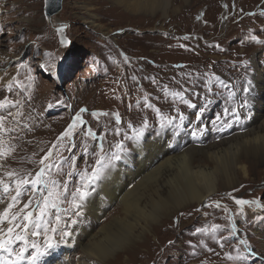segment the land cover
I'll use <instances>...</instances> for the list:
<instances>
[{
	"label": "rangeland",
	"instance_id": "rangeland-1",
	"mask_svg": "<svg viewBox=\"0 0 264 264\" xmlns=\"http://www.w3.org/2000/svg\"><path fill=\"white\" fill-rule=\"evenodd\" d=\"M81 1L87 0H62L61 9L46 17L44 0H37L35 9L32 0H0V100L7 96L20 101L18 107L0 109V115H7L9 111L23 113L15 119L8 117L5 122V127L15 130L2 136L4 151L11 150V155L6 153L8 156L0 159L3 164L0 175L7 171L27 170L33 174L38 171L39 159L82 108L87 109L81 113L83 120L100 135L99 139L86 136L85 123L78 124L74 135L66 138L59 148L63 157H76L79 174L91 171L95 162L93 152L101 137L106 153L128 155L122 161L119 159L122 163L112 161L105 175L126 164L127 158L136 156L132 148L149 138L160 137L162 147L169 144L181 148L208 146L249 128L253 107L260 99L256 88L264 91V43H261L264 41V0H216L211 4L204 3L207 0L177 1L169 4L165 13L162 10L129 12L111 0L89 2L88 10H82L79 9ZM91 14L93 23L89 22ZM61 25H66L62 33L57 31ZM255 76L261 79L258 86ZM13 77L20 84L13 81L9 90L8 81ZM249 86L250 92H244L243 88ZM249 98L253 106L249 104L248 108L240 109L239 105ZM183 100L196 104L197 108L188 107ZM146 103L155 107H145ZM200 106H205L206 111L196 120L193 114ZM225 108L238 109L240 127L233 124L231 112L226 121L213 125L216 115ZM93 112L109 115L97 119L92 116ZM115 113L121 118L119 124ZM180 113L186 117L191 115V122H202L192 123L196 135L191 131V137L184 130L175 141L176 134L169 129L171 125H164L167 118L175 117L174 127L179 130ZM201 125L202 135L195 139ZM136 132L140 133L138 138H134ZM117 144L123 145V152ZM196 158L206 159L200 153ZM69 171L68 164L64 163L60 176H56V169L52 174L60 182L67 180L71 191L83 181L80 175L69 178ZM101 179L91 187L90 194L97 192ZM234 198H255L264 203V167L255 169L247 178L239 176L229 187L219 184L204 201L178 207L170 216L162 215L149 225V231L140 222L133 227L130 241L106 254L103 260L87 256L86 261L93 264H264L243 252L238 238L229 236L233 231L240 239L245 238L251 252L259 253L264 259V209L249 211L246 206L240 214ZM26 200L27 196L22 198V202ZM104 200L98 219L88 213L87 198L80 209L64 203L62 208L68 210L60 212L57 227L69 235L60 241L54 253L42 257L38 264L84 261L83 248L75 243L84 240V230L96 233L102 225L112 223L114 217L124 218L120 203ZM217 201L220 208L215 207ZM5 206L6 202L0 204L2 209ZM225 207L229 209L227 213ZM76 211L80 212L79 216L74 215ZM48 219L55 225L54 215ZM213 224L221 228L214 233L196 231ZM59 235L58 232L57 240ZM218 241L224 243L223 248ZM224 253H230L233 258Z\"/></svg>",
	"mask_w": 264,
	"mask_h": 264
},
{
	"label": "bare ground",
	"instance_id": "bare-ground-1",
	"mask_svg": "<svg viewBox=\"0 0 264 264\" xmlns=\"http://www.w3.org/2000/svg\"><path fill=\"white\" fill-rule=\"evenodd\" d=\"M95 1L99 0L81 1L82 5L78 4L79 9L88 10L87 3ZM111 1L129 12L143 10L153 13L162 10L165 13L172 2L185 3L189 0ZM203 1L205 0L190 2ZM213 1L216 0H207L204 3L211 4ZM32 6L35 9L37 0H32ZM89 16L91 17L89 22L93 23L94 16L92 14ZM254 81L258 86L261 79L255 76ZM256 91L260 99H257L258 102L253 107V117L244 133L208 146L181 148L169 144L168 147H162L160 137L149 138L135 144L132 149L136 156L127 158L123 166L109 170L98 184L97 192L90 194L86 201L87 211L95 219L99 218L104 198L120 203L124 218L114 217L112 223L102 225L96 233L85 229L82 234L85 241H75L83 248L85 254L84 261L78 264H93L86 261L87 256L102 259L118 246L121 247L125 241H130L133 227L140 222L143 223L144 229L148 228L149 231V225L157 222L162 215H169L174 209L185 204L204 201L209 194L217 190L219 184L229 187L239 179V176L244 175L247 178L255 169L264 167V91L259 87ZM197 153L205 155L209 161L196 158ZM137 179L139 180L135 182ZM114 227L115 229H112ZM69 258L66 260L69 261Z\"/></svg>",
	"mask_w": 264,
	"mask_h": 264
},
{
	"label": "snow or ice",
	"instance_id": "snow-or-ice-1",
	"mask_svg": "<svg viewBox=\"0 0 264 264\" xmlns=\"http://www.w3.org/2000/svg\"><path fill=\"white\" fill-rule=\"evenodd\" d=\"M48 3L49 0H45V4ZM262 15H264V13H262ZM64 27H66V25H61L57 31L62 33ZM0 31H2V29H0ZM252 39H255V37H252ZM61 43H64L63 39ZM261 43H264V41ZM125 60H127V57H125ZM245 67H248L247 62H245ZM13 81H15L16 84H20V81L13 77L12 80L8 81L7 86L9 90L12 88ZM250 90V86L243 88V91L246 93L250 92ZM174 95L180 96L181 98L183 96L182 93H174ZM205 99L207 100L206 97ZM183 103L190 108H197L196 104L190 103L188 100H183ZM19 105V100L13 101L7 96L0 100V109L18 107ZM248 105L249 101L245 99L239 105V108L246 109ZM49 107H51V105H49ZM145 107L154 108L155 106L146 103ZM85 111H87V109L82 108L75 114L71 123L60 133L52 147L39 159L37 162L39 164L38 171L34 174L27 170L23 173L7 171L4 172L3 175H0V204L6 202V206L0 210V264H23L25 261H27V264H38L42 257L54 253L59 247L60 241H62L65 236L69 235L68 232L57 227L61 221L60 212L68 210L63 209L62 205L68 203L72 208H82L84 201L90 195L91 187L103 177L106 168L111 165L112 161L121 158L120 153L114 152L109 155L105 152L103 137L100 138V143L93 152L95 162L90 172L86 170L83 174L77 173L75 167L76 157L72 156L65 158L59 154V148L63 146L65 139L74 135L78 124L82 125L85 123L81 116V113ZM156 111L159 112V109H156ZM205 111L206 107L200 106L199 111L193 114L195 119L200 120L201 115ZM229 112H231L236 122L240 121L241 116L237 108H225L222 113L216 115L215 119L212 121L213 125H216L221 120L226 121ZM22 115L23 113L21 111H17L15 114L9 111L7 115H0V159H3L6 155L3 147V134L15 130L13 128H6L5 122L10 116L15 119ZM101 115L108 116L109 113H92V116L97 119H99ZM113 115H115L117 124H119L121 119L119 114L115 113ZM175 119V117L167 118V123L172 124ZM184 119V114L180 113L179 120L182 122ZM25 127H27V125H25ZM129 127H132V125H129ZM116 134H120L119 128L116 129ZM85 135L92 137L94 140L96 139V133L90 128ZM139 135L140 133L136 132L134 138H138ZM193 135H196L195 131ZM116 147L120 149V152L124 151L122 144H117ZM10 151L11 150H9V154ZM84 152H88L87 147L84 148ZM57 156L59 158L55 159L54 157ZM64 163H67L69 166L70 171L67 173L69 178L80 175V179L83 181L81 184L74 185L71 191L69 190L67 180L60 182L58 179L53 178L52 170L56 169V176H60ZM0 167H3V164H0ZM69 195L71 199H68ZM25 196H27V200L22 202V198ZM234 199L240 214L244 213L246 206L249 211L253 208L264 209V203H261L259 199ZM215 207H221L218 201L215 202ZM224 211L227 213L229 209L225 207ZM254 214L255 213H253V215ZM50 215H54L55 225L48 219ZM74 215L79 216L80 212L76 211ZM229 219H231V217H229ZM220 228L221 225L213 224L210 228H198L196 231L214 233ZM58 232L60 234L59 240L56 239V234ZM229 236H235V232L230 231ZM218 243H220L221 248L224 247L223 242L218 241ZM238 244L247 245L248 241L240 240ZM30 249L31 251H29ZM251 254L255 255L254 252H251ZM224 255L229 259L233 258L230 253H224Z\"/></svg>",
	"mask_w": 264,
	"mask_h": 264
},
{
	"label": "water",
	"instance_id": "water-1",
	"mask_svg": "<svg viewBox=\"0 0 264 264\" xmlns=\"http://www.w3.org/2000/svg\"><path fill=\"white\" fill-rule=\"evenodd\" d=\"M62 0H49L48 4H45L44 0V15L51 17L61 9Z\"/></svg>",
	"mask_w": 264,
	"mask_h": 264
}]
</instances>
